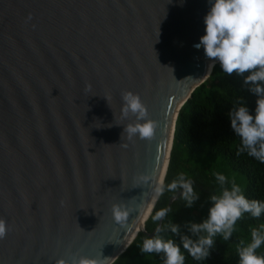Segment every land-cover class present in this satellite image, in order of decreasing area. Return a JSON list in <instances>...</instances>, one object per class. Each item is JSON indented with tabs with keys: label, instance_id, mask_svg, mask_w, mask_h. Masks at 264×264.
<instances>
[{
	"label": "water",
	"instance_id": "1",
	"mask_svg": "<svg viewBox=\"0 0 264 264\" xmlns=\"http://www.w3.org/2000/svg\"><path fill=\"white\" fill-rule=\"evenodd\" d=\"M210 6L0 0V217L10 228L0 264H55L68 252L112 264L139 233L154 235L148 188L134 184L165 176L178 113L212 72L194 47ZM125 90L157 122L152 140L124 138ZM120 202L132 210L123 227L111 212Z\"/></svg>",
	"mask_w": 264,
	"mask_h": 264
},
{
	"label": "clouds",
	"instance_id": "2",
	"mask_svg": "<svg viewBox=\"0 0 264 264\" xmlns=\"http://www.w3.org/2000/svg\"><path fill=\"white\" fill-rule=\"evenodd\" d=\"M204 24V35L194 47H203L205 57L211 61L208 65L209 72L218 61L224 73L242 76L248 91L257 97L254 114L249 112L242 97L237 98L228 113L231 128L240 141L238 154L247 153L264 163V0H211ZM90 90L91 85H86L85 91ZM105 98L108 102V98ZM121 101L120 119L129 121L123 124L124 138L128 141L137 137L152 140L158 125L150 118L140 95L125 90L121 93ZM122 146L127 147V144ZM215 179L219 191L208 197L210 205L206 218L200 222H187L184 233L181 232L180 225L168 218L173 209L169 206L161 207L150 214L152 222L156 224L154 235L142 241L140 251L146 254L162 253L163 264H185L182 245L194 260L204 261L215 247L217 236L228 241L236 231L237 222L245 214L255 219L264 213V201L248 199L242 186L234 179L230 180L222 173H215ZM136 185L148 188L142 195L147 196L146 201H150L153 207L165 193L171 194L172 200H181L186 207H192L199 199L192 179L183 172L168 183H165V176H157L153 180L151 174H142L136 178L134 186ZM144 206L141 202L137 204V209L142 212ZM131 211L123 202L113 203L111 206L114 222L122 227L128 223ZM144 219L146 222L148 217ZM9 231L6 220L0 217V240L6 238ZM168 232L179 237V245L172 238L161 235ZM262 246L264 228L252 231L249 243L241 242L238 249L239 264H264V254L258 252ZM67 256V259H56L55 264H109L111 260L103 257L100 252L96 256L68 252Z\"/></svg>",
	"mask_w": 264,
	"mask_h": 264
},
{
	"label": "trees",
	"instance_id": "3",
	"mask_svg": "<svg viewBox=\"0 0 264 264\" xmlns=\"http://www.w3.org/2000/svg\"><path fill=\"white\" fill-rule=\"evenodd\" d=\"M238 97L243 98L249 112L254 114L257 97L248 91L243 77L236 73H224L217 63L208 79L193 91L178 113L165 183L183 172L192 179L194 189L199 193V199L192 207H186L179 199L170 206L173 212L168 218L180 225L181 232L186 233L184 225L187 222H200L206 218L210 205L208 197L219 191L215 173H222L230 180L234 179L238 185H244L242 188L248 199L264 201V163L247 153L238 154L239 137L231 128L228 113ZM170 196L165 193L156 202L151 214L167 206ZM155 227L149 216L145 231L151 234ZM261 228H264V213L255 219L245 214L237 222L236 231L228 241H223L219 236L215 238V247L204 261L194 260L181 245L185 264H239L238 249L241 245L237 243L244 238L251 239L252 231ZM161 235L180 244L179 237L170 232ZM145 238L148 236L139 233L112 264H163L162 253L146 254L140 251ZM258 252L264 254V246Z\"/></svg>",
	"mask_w": 264,
	"mask_h": 264
},
{
	"label": "rangeland",
	"instance_id": "4",
	"mask_svg": "<svg viewBox=\"0 0 264 264\" xmlns=\"http://www.w3.org/2000/svg\"><path fill=\"white\" fill-rule=\"evenodd\" d=\"M233 175H237L236 173H233ZM234 177V176H233ZM240 186H244V185H240ZM251 241V239H246V238H244V239H242V240H240L237 244L238 245H241V242H243V244H247V243H249Z\"/></svg>",
	"mask_w": 264,
	"mask_h": 264
}]
</instances>
